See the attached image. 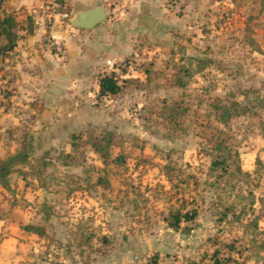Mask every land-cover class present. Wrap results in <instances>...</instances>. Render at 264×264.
Instances as JSON below:
<instances>
[{"label": "rangeland", "instance_id": "rangeland-1", "mask_svg": "<svg viewBox=\"0 0 264 264\" xmlns=\"http://www.w3.org/2000/svg\"><path fill=\"white\" fill-rule=\"evenodd\" d=\"M120 1H102L109 19L120 16ZM182 1L164 4L179 10ZM217 1L206 19H198L194 6L188 9L187 34L171 28L157 37L145 31L135 36L134 53L107 72L116 75L121 92L95 95L88 120L61 145L40 148L35 138L21 135L32 147L29 163L20 166L23 177H7L6 199L23 213L21 229L31 224L42 234L21 238V249L5 246L14 264H264V248L257 246L264 241V201L258 203L264 195V110L252 99L264 95L263 15L255 0ZM45 4L47 12L60 8L68 23L77 8L69 0ZM184 59L192 60L190 67ZM240 89L248 90L245 97ZM229 93L248 111L226 129L239 158L229 162L233 175L219 177L209 164L216 129L223 126L209 104ZM164 103L181 107L178 126L161 119ZM103 131L113 133L111 157L120 154L123 162L102 163L86 144L88 135ZM71 134L77 136L73 148ZM242 153L245 163L255 164L247 176L234 171ZM227 205L236 214L218 221ZM191 209V220L172 226V212Z\"/></svg>", "mask_w": 264, "mask_h": 264}, {"label": "crops", "instance_id": "crops-1", "mask_svg": "<svg viewBox=\"0 0 264 264\" xmlns=\"http://www.w3.org/2000/svg\"><path fill=\"white\" fill-rule=\"evenodd\" d=\"M102 1L69 0L76 11L103 6ZM164 1L121 0L115 4L122 8L116 19H109L103 6L104 20L82 29L66 22L62 13L42 11L50 0H3L2 8L14 13L19 28L13 47L0 56V158L14 152L25 133L35 138L40 148L44 144H48L46 148L61 145L63 139L88 120V102L95 98L97 77L115 71L113 64L134 53L135 36L145 31L148 36L157 37L171 28L187 34L191 30L187 18L193 17L189 8L194 6L198 19H206L207 10L213 11L219 3L184 0L182 8L175 10L176 5H166ZM4 43L0 37V45ZM246 157L247 153L240 155L239 166L251 172L255 164L245 163ZM12 176L13 172L8 179ZM7 196L0 186V264L16 261L6 245L21 249L25 246L21 238L36 235L19 227L23 213L8 202Z\"/></svg>", "mask_w": 264, "mask_h": 264}, {"label": "trees", "instance_id": "trees-1", "mask_svg": "<svg viewBox=\"0 0 264 264\" xmlns=\"http://www.w3.org/2000/svg\"><path fill=\"white\" fill-rule=\"evenodd\" d=\"M3 1V0H2ZM258 3V9L263 15L264 21V0H255ZM60 2V1H59ZM57 12H61V9L58 8ZM19 28V21L16 20V17L12 11H6L2 8V2L0 3V37L5 40L4 44L0 45V56L2 57L5 54V51L10 50L13 47L14 41L17 38L16 31ZM186 70V69H184ZM122 85H120L117 81L116 75L111 71L110 73L103 74L97 77V91L96 97L102 98L107 96H113L122 90ZM238 93L243 97L248 93V90L240 89ZM255 101V106L258 109L264 110V95L258 97H252ZM214 112L215 120L221 124L222 128L216 129V137L214 141V146L212 150L216 152L214 157L211 158L209 164V170L211 173L218 172L216 176H224L226 173L232 174L229 171V162H231L235 157L239 158L238 152L232 148L229 143H227V138L230 137L225 132L226 129L230 128V121L240 115L245 114L248 111V107L241 104L234 98L232 93L226 94L225 97L221 99H214L210 104ZM181 108V107H180ZM180 108L178 104L167 105L163 104L160 109V117L161 119L174 124V126H178V116L180 115ZM225 129V130H224ZM27 134V133H26ZM28 135V139H32L30 134ZM71 138L69 145L70 147L74 146V139L77 138L75 134H71L69 136ZM24 139V138H23ZM21 140L19 147L12 153H7L4 157L0 158V186L3 188L7 186V177L11 172H20V175L23 177L24 172L20 169L21 165L28 164V155L31 152V148L29 147V143L24 140ZM86 144L90 146L93 152H96L101 158L102 163H106L108 160H111L114 163L123 162V156L120 154L111 157L109 152V147L113 145V133L110 131H103L100 135H88L86 137ZM64 156L69 157L70 153L67 151L62 152ZM49 163L40 164L41 167L48 165ZM234 171L236 173L249 175V172L243 171L239 163L234 165ZM163 175L166 180H170L172 177V173H170V168L166 165L163 169ZM233 175V174H232ZM218 177V178H219ZM250 196L249 198V206L251 207L254 204V198L250 191H248ZM264 201V195L261 196L258 200V203H262ZM243 209L238 211L242 212ZM230 212L232 215L236 213L233 212V207L231 205L224 206L223 209L218 214V221H222L226 217V213ZM196 211L191 209L189 212L180 213L178 210L171 213V217L173 218L172 226H177L180 222V219L183 220H191L195 216ZM237 213V214H238ZM261 210H258L257 215L253 219V225L256 224V221L261 219ZM264 221V217L262 219ZM256 226V225H255ZM23 229L35 233L37 235L42 234V230L40 227L26 224L23 225ZM258 248H264V241L260 245H257Z\"/></svg>", "mask_w": 264, "mask_h": 264}, {"label": "water", "instance_id": "water-1", "mask_svg": "<svg viewBox=\"0 0 264 264\" xmlns=\"http://www.w3.org/2000/svg\"><path fill=\"white\" fill-rule=\"evenodd\" d=\"M2 0H0V3ZM105 18V11L102 5H97L94 7L82 9L76 11L69 19V24L73 27L90 29L97 25L99 22L103 21ZM186 66L192 64L191 59H184Z\"/></svg>", "mask_w": 264, "mask_h": 264}, {"label": "built area", "instance_id": "built-area-1", "mask_svg": "<svg viewBox=\"0 0 264 264\" xmlns=\"http://www.w3.org/2000/svg\"><path fill=\"white\" fill-rule=\"evenodd\" d=\"M44 8H45V7H42V9H41V10H42V11H45V12H47V11H46V9H44ZM47 13H48V12H47Z\"/></svg>", "mask_w": 264, "mask_h": 264}]
</instances>
